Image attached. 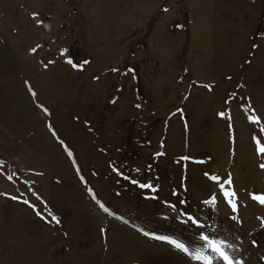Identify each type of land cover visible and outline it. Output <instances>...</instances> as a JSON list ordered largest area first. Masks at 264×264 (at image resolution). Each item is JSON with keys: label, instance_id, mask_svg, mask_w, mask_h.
Masks as SVG:
<instances>
[{"label": "rangeland", "instance_id": "obj_1", "mask_svg": "<svg viewBox=\"0 0 264 264\" xmlns=\"http://www.w3.org/2000/svg\"><path fill=\"white\" fill-rule=\"evenodd\" d=\"M262 128L264 0H0V264H264Z\"/></svg>", "mask_w": 264, "mask_h": 264}, {"label": "snow or ice", "instance_id": "obj_2", "mask_svg": "<svg viewBox=\"0 0 264 264\" xmlns=\"http://www.w3.org/2000/svg\"><path fill=\"white\" fill-rule=\"evenodd\" d=\"M34 51V50H33ZM69 63H72L71 61H68ZM75 66V65H74ZM253 122H259L257 119H253ZM262 132H264V128L261 129ZM255 139V138H254ZM256 143L258 145L257 151L260 154H264V145H261L259 140H256ZM262 168H264V165H261ZM213 180H217V177H211ZM227 183H231V181H227ZM141 187H151L150 185H141ZM223 187V186H221ZM225 197L234 196V193L231 192H224ZM254 199H258L261 204H264V196H254ZM231 203V201H229ZM27 203V201H25ZM233 209L235 210V205L233 204ZM55 219V218H54ZM189 219H192L191 217ZM195 222V221H193ZM145 235H148V233H144ZM155 239L164 240L170 245H172L175 249L184 252L185 254L189 255L191 259L194 261L200 262V264H213V258L211 256L205 255L202 252L196 250H191L186 244L178 239H172L168 237H154ZM201 239L206 241V247H208L212 252L217 254V257L219 260L223 261V264H243V261L237 260L230 256L227 251H225V242L220 241H210L207 236H201ZM228 247H231L228 245Z\"/></svg>", "mask_w": 264, "mask_h": 264}, {"label": "trees", "instance_id": "obj_3", "mask_svg": "<svg viewBox=\"0 0 264 264\" xmlns=\"http://www.w3.org/2000/svg\"><path fill=\"white\" fill-rule=\"evenodd\" d=\"M256 31H258V30H256ZM252 47H254V41H253V43H252ZM174 113H179V110L177 109V110H175L174 111ZM1 161H5V162H7L8 160L7 159H5L4 157H2L1 155H0V162ZM116 161L117 160H111V162L113 163V164H115V165H117L116 164ZM117 168H118V166H117ZM119 169V168H118ZM119 171V170H118ZM117 171V172H118ZM127 172H129V169L127 168V166L126 165H124L123 164V166H122V170H121V172H119L117 175H116V177H117V180H126V179H128V181H129V183H131V185L134 183V181H138L137 180V178H135V177H133L132 175H131V173L129 172L128 173V175H127ZM96 177L97 178H99V179H101V180H106L105 179V177H103V175L101 174V173H96ZM106 206V205H105ZM107 209V211H109V208H111L112 209V207H106ZM113 211H115L114 209H112ZM114 213V212H113Z\"/></svg>", "mask_w": 264, "mask_h": 264}]
</instances>
